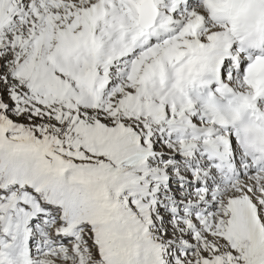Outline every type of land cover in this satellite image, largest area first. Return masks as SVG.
Listing matches in <instances>:
<instances>
[{
  "label": "snow or ice",
  "instance_id": "snow-or-ice-1",
  "mask_svg": "<svg viewBox=\"0 0 264 264\" xmlns=\"http://www.w3.org/2000/svg\"><path fill=\"white\" fill-rule=\"evenodd\" d=\"M0 264H264V0H0Z\"/></svg>",
  "mask_w": 264,
  "mask_h": 264
}]
</instances>
